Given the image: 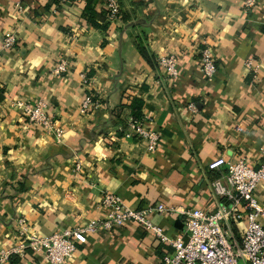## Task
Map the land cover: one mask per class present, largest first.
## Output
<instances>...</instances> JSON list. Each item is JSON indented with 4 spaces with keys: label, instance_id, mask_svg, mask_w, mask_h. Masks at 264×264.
Here are the masks:
<instances>
[{
    "label": "crops",
    "instance_id": "obj_1",
    "mask_svg": "<svg viewBox=\"0 0 264 264\" xmlns=\"http://www.w3.org/2000/svg\"><path fill=\"white\" fill-rule=\"evenodd\" d=\"M117 2L120 16L103 30L86 23L87 0H0V255L19 242V219L27 220L29 236L49 237L103 219L107 192L132 209H179L151 216L175 239L185 232L182 211L215 212L224 200L211 184L226 168L211 170L212 161L259 162L264 0L252 8L246 0ZM108 3L96 0L95 10L108 12ZM6 36L15 38L13 49L1 48ZM206 44L218 68L210 81L198 61ZM170 56L178 59L174 79L158 66ZM61 58L70 71L53 75ZM82 73L90 75L88 88ZM89 93L100 106L82 114ZM135 100L148 128L160 134L154 152L124 136ZM39 102L63 129L60 137L28 121L24 106ZM257 197L264 208V185ZM260 221L264 225V216ZM245 227L233 224V238L240 241ZM169 251L153 231L129 224L88 235L66 264H162ZM5 264L49 263L43 251L28 250Z\"/></svg>",
    "mask_w": 264,
    "mask_h": 264
},
{
    "label": "built area",
    "instance_id": "obj_2",
    "mask_svg": "<svg viewBox=\"0 0 264 264\" xmlns=\"http://www.w3.org/2000/svg\"><path fill=\"white\" fill-rule=\"evenodd\" d=\"M68 3L70 0H60ZM255 0H246V7L252 8ZM109 19L116 21L120 14L117 0H109ZM16 46L12 36H6L1 44L3 50ZM199 68L204 78L212 80L217 74V63L209 44L199 49ZM249 68L254 67V61H247ZM158 66L166 72L169 79L179 75L178 59L174 56L162 57ZM69 64L61 58L52 70V74L61 76L69 73ZM85 87H90L91 79L87 73L80 75ZM100 106L93 94H87L80 112L88 114ZM190 108L195 111L194 104ZM28 121L52 130L60 137L63 129L57 127L56 120L50 114L44 102L24 106ZM138 138L147 144L150 152L157 150L160 134L142 120L129 119L125 138ZM211 170L226 168L222 179L211 184L216 197L223 198L215 212L196 209L182 211L185 216V232L175 239L168 238L163 230L151 221L153 214L174 215L179 209L158 204L144 209H132L125 205L122 198L113 193H105L101 201L104 211L103 219L91 220L87 225H75L71 228L58 230L49 237L37 238L29 236L28 222L25 218L18 220L19 242L0 255V264H5L14 255L25 256L28 250L43 251L49 264H66L70 261L78 245L87 243L88 235L98 231H111L115 226L135 224L147 231L151 230L158 239L169 245L170 251L163 257L162 264H264V225L260 219L264 216V208L260 204L257 191L264 185V148L260 150L259 162L256 166L240 157L236 161L220 156L209 164ZM245 222L246 227L240 241L233 238L232 225Z\"/></svg>",
    "mask_w": 264,
    "mask_h": 264
},
{
    "label": "trees",
    "instance_id": "obj_3",
    "mask_svg": "<svg viewBox=\"0 0 264 264\" xmlns=\"http://www.w3.org/2000/svg\"><path fill=\"white\" fill-rule=\"evenodd\" d=\"M96 0H87V5L85 7L83 16L84 19L86 21V23L94 28H98V29H103V30H107L108 24H109V17H110V13L105 12V13H98L95 10L94 4H95ZM121 13V10H120ZM120 16V14L118 15V17ZM144 57L149 60V56L147 55V52L145 50L142 51ZM89 78L90 75L88 74ZM141 106L142 104L140 103V101H134L131 105L132 108V116L131 118L134 120H142L144 118L143 113H141ZM125 132V131H123ZM125 136V135H124Z\"/></svg>",
    "mask_w": 264,
    "mask_h": 264
}]
</instances>
